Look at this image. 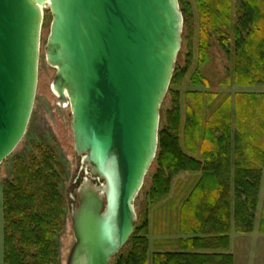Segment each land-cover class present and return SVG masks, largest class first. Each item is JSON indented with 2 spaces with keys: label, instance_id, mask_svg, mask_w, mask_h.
Returning <instances> with one entry per match:
<instances>
[{
  "label": "water",
  "instance_id": "95a60500",
  "mask_svg": "<svg viewBox=\"0 0 264 264\" xmlns=\"http://www.w3.org/2000/svg\"><path fill=\"white\" fill-rule=\"evenodd\" d=\"M45 8L51 88L70 107L74 151L87 169L66 264H111L135 229L183 17L178 0H0V166L31 117Z\"/></svg>",
  "mask_w": 264,
  "mask_h": 264
},
{
  "label": "trees",
  "instance_id": "16d2710c",
  "mask_svg": "<svg viewBox=\"0 0 264 264\" xmlns=\"http://www.w3.org/2000/svg\"><path fill=\"white\" fill-rule=\"evenodd\" d=\"M193 1L202 60L213 35L227 57L229 70L221 85L264 86V0ZM178 3L181 42L186 44L191 6L189 0ZM188 68L175 63L165 97L170 109L162 111L164 103L160 109L157 153L153 172L146 175L145 195L155 205L167 197L178 175L197 174L199 179L180 206L184 239L176 249L153 253L150 264H233L228 253L231 230L251 232L257 213L264 168V95L188 91L182 109L177 89ZM191 80L194 88L204 81L197 70ZM63 175L54 153L43 145H33L26 160L14 159L12 178L3 184V264H59L56 237L64 226ZM259 232L264 233V199ZM148 235V220L140 217L111 264H149Z\"/></svg>",
  "mask_w": 264,
  "mask_h": 264
},
{
  "label": "rangeland",
  "instance_id": "374dc122",
  "mask_svg": "<svg viewBox=\"0 0 264 264\" xmlns=\"http://www.w3.org/2000/svg\"><path fill=\"white\" fill-rule=\"evenodd\" d=\"M189 3L192 20L186 34L188 42L186 44L181 42L180 52L176 60L182 69L189 67L177 89L180 94L182 109L187 105L184 94L188 91L213 92L231 97L237 93L264 95V86L237 88L221 85L227 70H229L227 57L219 45V37L213 35L206 50V60H202L199 53L200 25L197 8L193 0H189ZM50 25L51 14L45 8L43 9V24L40 35L37 88L31 117L22 141L12 155L0 166V264H3V184L12 178L14 159L18 157L26 160L33 145L36 144L43 145L54 153L64 173L60 186V192L64 199V226L62 232L56 237L59 264H66L70 249L75 242L71 230L70 214L77 204L76 190L84 179L87 169L82 164L81 157L77 156L74 151L70 107L69 105H59L58 97L51 88L55 69L47 64L44 54ZM182 39L181 41H183ZM187 56L190 60L189 66L187 65ZM200 61H204L202 66L199 64ZM196 70L204 79L200 88L192 86L191 77ZM163 103L162 111L170 109L168 100L163 101ZM152 172L153 169H149L147 177ZM262 173L263 178L253 230L249 233L237 234L232 229L229 235L230 248L228 253L233 256V264H264V233L259 232V220L264 199V168ZM198 179L197 174L178 175L172 180L167 197L155 205H151L145 195L146 190L149 189L148 178L143 183V187L134 201V210L136 220L145 216L148 220L149 264L153 253L176 249L177 242L184 239L180 235L179 210Z\"/></svg>",
  "mask_w": 264,
  "mask_h": 264
}]
</instances>
